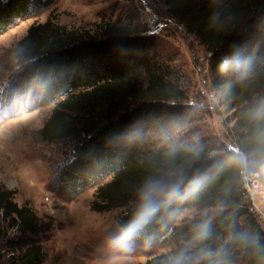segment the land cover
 Listing matches in <instances>:
<instances>
[{
  "label": "trees",
  "instance_id": "obj_1",
  "mask_svg": "<svg viewBox=\"0 0 264 264\" xmlns=\"http://www.w3.org/2000/svg\"><path fill=\"white\" fill-rule=\"evenodd\" d=\"M54 1H0V19ZM161 1L209 55L214 91L235 106L231 134L240 155L212 139L172 142L182 120L171 106L182 92L150 55L144 31L120 20L101 21L98 36L32 24L13 47L17 64L59 99L40 132L69 146L67 172L109 178L96 188L93 210L120 211L117 227L133 242L174 245L145 264H232L236 256L264 264L263 226L241 173L244 164L264 186V0ZM13 195L0 186V241L16 235L0 264H42L31 238L49 227ZM187 210L198 215L178 223Z\"/></svg>",
  "mask_w": 264,
  "mask_h": 264
},
{
  "label": "rangeland",
  "instance_id": "obj_2",
  "mask_svg": "<svg viewBox=\"0 0 264 264\" xmlns=\"http://www.w3.org/2000/svg\"><path fill=\"white\" fill-rule=\"evenodd\" d=\"M4 19H0V186L12 190L17 205L30 207L48 225L47 232L31 238L43 249L42 264H145L157 255H170L173 244L128 239L116 224L120 211L93 210L96 188L109 178L66 171L69 146L45 141L40 132L59 99L45 94L42 83L17 64L11 50L30 25L46 21L94 36L101 21L136 26L144 31L141 37L149 42L154 61L166 65L171 82L182 92L171 106L182 120L172 142L191 145L212 139L234 149L235 106L221 101L214 91L209 55L167 16L161 0H55L42 10H19ZM197 215L187 210L178 223ZM15 237L7 232L0 241L1 258L10 251L7 240ZM247 262L248 257L236 256L232 264Z\"/></svg>",
  "mask_w": 264,
  "mask_h": 264
},
{
  "label": "built area",
  "instance_id": "obj_3",
  "mask_svg": "<svg viewBox=\"0 0 264 264\" xmlns=\"http://www.w3.org/2000/svg\"><path fill=\"white\" fill-rule=\"evenodd\" d=\"M234 151L240 155L236 149ZM241 173L243 181L242 188L250 202V211L264 227V186L258 174L246 171L244 164H242Z\"/></svg>",
  "mask_w": 264,
  "mask_h": 264
},
{
  "label": "clouds",
  "instance_id": "obj_4",
  "mask_svg": "<svg viewBox=\"0 0 264 264\" xmlns=\"http://www.w3.org/2000/svg\"><path fill=\"white\" fill-rule=\"evenodd\" d=\"M170 264H181V261L179 259L171 261Z\"/></svg>",
  "mask_w": 264,
  "mask_h": 264
}]
</instances>
